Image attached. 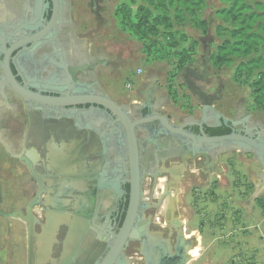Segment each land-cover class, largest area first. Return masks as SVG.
I'll use <instances>...</instances> for the list:
<instances>
[{
	"label": "flooded vegetation",
	"instance_id": "1",
	"mask_svg": "<svg viewBox=\"0 0 264 264\" xmlns=\"http://www.w3.org/2000/svg\"><path fill=\"white\" fill-rule=\"evenodd\" d=\"M85 1L90 9L99 2L0 0V264H3L5 246L3 235L8 227V219L3 214L10 211L11 192L14 191L11 204L20 206L19 211L37 193L40 195L37 203L43 211L72 204H90L98 209L105 203L112 209L110 219L116 224L111 231L116 233L127 210L128 182L132 176L126 129L115 121L114 116L89 105L78 106L73 111L72 108L49 107L18 96L5 83L2 65L6 53L12 77L30 93L51 97L106 96L128 109L131 121L161 115L174 126L185 124V130L195 136L192 142L184 136L170 135L156 121L134 127L140 200L131 228V241L126 249L131 264H157L176 247L185 249L182 242L187 239V230L182 225L186 216L197 218L198 228L220 226L225 213L211 211L232 206L233 190L236 198L249 192V163L245 159L249 155L261 169L258 178L261 183L264 169L256 153L258 149L248 146L237 151L232 140L212 143L201 140L203 136L244 135L246 131L256 142L264 140L262 123H252V116L244 113L240 105L232 108L222 102L224 85L220 80H209L213 67L210 61L205 81L195 78L193 70L189 69L190 66H200V59L198 63L185 67V73L184 69L181 71L180 78L189 93L188 106L191 109L190 112L181 110L178 121L163 110L162 99H151L152 86L145 89L139 105L130 102L121 105L103 91L97 68L114 73L116 63L105 61L106 53L102 48L91 55L88 40L75 35L72 13L78 2ZM54 12L55 24L47 28ZM187 82L205 96L195 99ZM208 103L212 110L208 108L203 114L202 107ZM132 105L135 106L132 108ZM174 105L171 101V106ZM194 110L196 116L191 113ZM10 127L16 132L10 134ZM52 135L58 139L57 147L49 142ZM30 148L36 153L28 151ZM94 148L97 154L93 155ZM222 185L224 190L218 192ZM251 186L252 195L255 184ZM182 187L187 190L184 194L190 198L189 204L183 201L185 195L180 194ZM105 192H108V203L102 197ZM250 197H245V205ZM45 214L39 215L42 224L47 221ZM89 220L84 215L80 223ZM36 230L41 232L42 228L36 225ZM71 230L66 218L56 226L53 251L59 259L61 254L63 259L71 252ZM76 236L85 238L83 233Z\"/></svg>",
	"mask_w": 264,
	"mask_h": 264
},
{
	"label": "rangeland",
	"instance_id": "2",
	"mask_svg": "<svg viewBox=\"0 0 264 264\" xmlns=\"http://www.w3.org/2000/svg\"><path fill=\"white\" fill-rule=\"evenodd\" d=\"M119 3V0H99L96 6L90 9L86 1L78 2L72 13L75 35L88 40L91 44V55H95L96 50L102 48L106 53L105 61L116 63L114 73L108 69L97 68L98 79L103 86V91L113 100L121 104L120 98L122 97L125 102H131L133 98L142 102L147 87L152 86L167 93L166 87L170 86L175 90L176 96L174 101L170 100L176 105H170L171 112L169 113L178 121L182 111L190 112L191 108L188 106L189 93L183 87L181 73L175 70L176 62L174 60L169 63L167 60L147 59L141 53L140 43L129 38L117 25L113 14ZM222 6L220 0H209L201 13L202 17L213 19L214 12ZM215 24L216 22L210 24L208 34L187 24L175 26L176 30L182 31L186 35L183 45L185 48L191 47L193 41L196 42L194 64L199 62L206 45L212 52L219 44L220 40L215 35ZM235 64L231 68L215 69L211 67L209 80H220L224 85L222 101L224 104L230 105L232 108L240 105L244 113L252 116V123H262L264 126V112L252 111L249 108L250 91L232 80V69ZM191 113L194 116L197 114L196 110ZM14 132L16 129L12 131L10 127V134ZM234 157L236 158V156ZM245 159H247L246 162L249 161L248 179L252 174L259 177L261 169L253 161L252 155ZM251 191L252 186L249 182V192L240 198H236L235 190L232 191V206L221 208L222 210H219L218 207L212 209L211 212H224L225 219L216 228L203 226V239L198 240V255L188 264H264V212L255 202L249 200L248 205L244 204L245 197H250ZM259 197L264 199V191ZM183 201L189 204L190 198L185 195ZM194 220L196 222L197 218ZM199 220L203 221V219Z\"/></svg>",
	"mask_w": 264,
	"mask_h": 264
},
{
	"label": "trees",
	"instance_id": "3",
	"mask_svg": "<svg viewBox=\"0 0 264 264\" xmlns=\"http://www.w3.org/2000/svg\"><path fill=\"white\" fill-rule=\"evenodd\" d=\"M209 0H119L114 17L119 29L140 43L147 59L176 62L179 73L195 63V50L185 48L186 35L175 26L190 25L208 34L211 23L219 44L210 52V64L217 69H232V80L251 93L249 108L264 112V0H220L223 6L204 19ZM175 100V90L167 86ZM256 205L264 212V199Z\"/></svg>",
	"mask_w": 264,
	"mask_h": 264
},
{
	"label": "water",
	"instance_id": "4",
	"mask_svg": "<svg viewBox=\"0 0 264 264\" xmlns=\"http://www.w3.org/2000/svg\"><path fill=\"white\" fill-rule=\"evenodd\" d=\"M55 24V12L53 13V17L50 20L48 27L51 28ZM42 35V34H41ZM40 35V36H41ZM209 56H210V49L209 46L206 45L204 48L203 55L201 56V65L197 68L192 66L189 67L190 70H193V76L200 81H205L209 75ZM2 69L4 72V76L6 82L12 90L20 97L31 99L33 101H37L42 105H46L49 107H67L72 108L70 110L75 111L78 106L89 105L91 107H96L109 113L110 115L115 117V121L120 122L126 129V135L129 141V152L131 157V169H132V176L131 180L128 182L129 185V201L127 205V210L125 213V217L121 226L118 228L116 233H113L111 230L112 226L116 224V221H112L110 219V215L112 213V209L102 204L98 207V211L95 212L93 215L90 213L87 215L90 218L89 222H84L82 228H79V225L73 227V234L76 238L73 241V247L70 254H67L63 259L62 255L59 262L56 264H131V259L128 255H126V249L131 241L132 237V224L134 217L136 215V211L138 208V202L140 200V179L137 174L136 170V159H137V152H136V145H135V138H134V127L137 125L147 123L148 121H156L159 127L163 128L166 132L170 135H179L184 136L190 141L195 140V136L188 133L186 129V125L174 126L172 123L168 121V118L156 115L152 119H144V120H130L128 117L129 110L123 106H119L116 103L112 102L106 96H98V95H72L66 97H51V96H44L39 93L34 94L30 93L24 89H22L12 77L9 67H8V59L7 53L3 60ZM186 69L183 70L185 73ZM3 82V83H4ZM187 87L189 92L194 96L195 99L199 97H204V93L198 89H194L190 87V84L187 82ZM150 100V99H149ZM135 105H132V108ZM210 108L212 110L211 104L208 103L206 106L203 105L202 112H205ZM97 139V138H96ZM201 140L212 143V142H222L223 140H232L234 142V150L240 151L243 148H247L248 146H252L256 151L259 161L261 162L263 169H264V140H259L256 142L254 139L250 138L248 132L246 131L244 135L239 134H232L229 136L224 137H216V138H208V137H201ZM194 147V144H191ZM30 168L31 173H33L32 168ZM261 183H255V190L250 197V201L253 202L259 195L264 191V171L260 176ZM76 192V191H75ZM74 192V193H75ZM39 193L35 195L33 199H31L26 207L22 210H10L7 213L3 214V217L6 219H19L26 223L27 225V256L28 264H33L34 259V250H35V227L36 225L42 228L43 233H50L53 232L55 229L52 228L48 219H50V209L45 208L44 211L39 207L38 200H39ZM103 200L108 203L109 196L108 192L103 194ZM39 207V210H37ZM52 211H56V209H52ZM60 212L57 214V218H62L61 215L64 211L61 209ZM73 216L76 220L81 221L82 214L78 210V208L72 209ZM45 214L46 220L44 224L40 222L39 215ZM56 213V212H54ZM79 221V222H80ZM61 222V221H60ZM82 223V222H81ZM47 225L50 227L47 228ZM76 231H81L85 234L84 239H78L75 236L77 233ZM182 242V239H181ZM180 242V243H181ZM47 248L51 247L52 242L48 243L45 241ZM182 243H185V249H181L176 247L173 253L166 254L161 260V262L157 264H188L191 261V257L189 256V252L194 249V242L191 239L183 240ZM181 243V244H182ZM64 256V255H63ZM46 264H54L51 261H47Z\"/></svg>",
	"mask_w": 264,
	"mask_h": 264
},
{
	"label": "crops",
	"instance_id": "5",
	"mask_svg": "<svg viewBox=\"0 0 264 264\" xmlns=\"http://www.w3.org/2000/svg\"><path fill=\"white\" fill-rule=\"evenodd\" d=\"M150 97H151V99H162L163 102L161 103V106H162L163 110L166 112H171V110H170L171 104H169V103H171V100H170V98L166 92H161L160 90L153 88V92H152ZM120 99L122 102L121 105H124L127 103L124 101L125 99H123L122 97ZM116 102L120 104V102H118V101H116ZM130 103L139 105L141 102H139L137 99L133 98V99H131ZM57 141H58L57 137L53 136V135H52L51 139L49 140V142L52 143V145L55 147L58 146ZM96 145H98V144L95 143V146ZM28 151L33 152L34 154L36 153L34 148H30ZM92 152H93V155L97 154V149L94 148V151H92ZM258 178L259 177H255L252 174V175H250L249 182L251 184L252 183L255 184L256 182H258ZM222 190H224V185H222L220 187L218 192H221ZM186 191H187L186 188L182 187L181 193H180L181 196ZM13 193H14V191L9 194L10 198H9V202H8V210L20 209V206L13 207L11 204V199H12ZM216 193H217V191H216ZM184 195H186V194H184ZM74 208H78V210L82 214L81 217H84V215H85V217H87V215H89L90 213H92L94 215L95 212L98 211V209L93 208L92 206H90V204L89 205H87V204H85V205L72 204V205L65 207V208H55L56 211H52V209H50V211H49L50 219H48V220H49L50 224H52V227L55 229V227L60 223L62 218H66L68 220V223L70 224L71 229H73V227L77 226V225L83 226V224H81L79 222L80 220H76L74 218L73 211H72V209H74ZM60 209L64 212L61 215L62 218H57V216H58L57 214L60 212L59 211ZM54 212H56V213H54ZM182 226H184V228L186 230H188V232L186 231L185 237L187 239L193 240V242H194V251L190 254L192 259H193L198 255V242H199L198 240L203 239V236H202L203 232L202 231H203L204 227L198 228L196 226V222H195L194 218L190 219L189 216H186L184 218ZM190 227H194V228H190ZM72 231L73 230H71V236L69 239V242L72 245L70 247L71 250L73 247V241L76 239L74 237V234ZM75 233L78 234V233H83V232L76 231ZM35 235H36V241H35L33 264H46L47 261H49V262L51 261L52 263L56 264L58 262V259H59V257L57 258L56 254H54V251H53V247L56 243V230H54L53 232H50V233H43L42 231L38 232V230H36ZM3 237H4L3 242L5 245L4 246V252L2 254L3 264H28L27 263L28 256H27V225H26V223L19 220V219H8V227L6 230V235L4 233ZM45 241L47 243H48V241L52 242L51 247H49V249L47 248ZM251 258H253V255H251Z\"/></svg>",
	"mask_w": 264,
	"mask_h": 264
},
{
	"label": "bare ground",
	"instance_id": "6",
	"mask_svg": "<svg viewBox=\"0 0 264 264\" xmlns=\"http://www.w3.org/2000/svg\"><path fill=\"white\" fill-rule=\"evenodd\" d=\"M193 251H194V249H193L192 251H190V252H189V256H190V257H191V255H190V254H191ZM191 260H192V257H191Z\"/></svg>",
	"mask_w": 264,
	"mask_h": 264
}]
</instances>
